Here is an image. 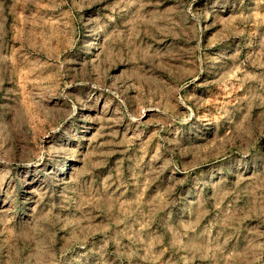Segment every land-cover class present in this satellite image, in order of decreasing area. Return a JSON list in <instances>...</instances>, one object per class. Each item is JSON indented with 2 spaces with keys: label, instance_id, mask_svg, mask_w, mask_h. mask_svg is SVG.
<instances>
[{
  "label": "rangeland",
  "instance_id": "obj_1",
  "mask_svg": "<svg viewBox=\"0 0 264 264\" xmlns=\"http://www.w3.org/2000/svg\"><path fill=\"white\" fill-rule=\"evenodd\" d=\"M0 264H264V0H0Z\"/></svg>",
  "mask_w": 264,
  "mask_h": 264
}]
</instances>
